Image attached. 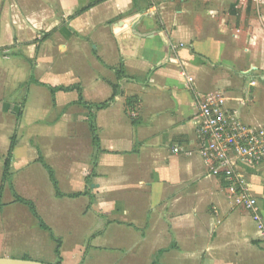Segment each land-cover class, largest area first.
<instances>
[{
	"label": "crops",
	"instance_id": "obj_1",
	"mask_svg": "<svg viewBox=\"0 0 264 264\" xmlns=\"http://www.w3.org/2000/svg\"><path fill=\"white\" fill-rule=\"evenodd\" d=\"M47 85L80 87L89 103L112 98L95 111L101 152L79 90L52 93ZM218 93L243 121L264 126V4L0 0V188L17 136L0 213H19L11 210L4 224L0 216V256L32 251L31 259L52 264H264L253 213L236 205L199 153L197 96ZM238 168L264 222V162ZM11 185L61 239L60 256ZM47 238L51 260L42 258ZM14 244L19 255L3 253Z\"/></svg>",
	"mask_w": 264,
	"mask_h": 264
},
{
	"label": "built area",
	"instance_id": "obj_2",
	"mask_svg": "<svg viewBox=\"0 0 264 264\" xmlns=\"http://www.w3.org/2000/svg\"><path fill=\"white\" fill-rule=\"evenodd\" d=\"M264 4V0H249ZM189 82L193 79L187 75ZM255 84V81H251ZM199 153L214 176H222L227 190L236 205L253 213L261 228L264 243V222L258 211L257 199L251 196L244 173L238 163L257 164L264 162V126L243 121L238 114L225 105L222 94L197 96ZM179 147L174 151L178 152Z\"/></svg>",
	"mask_w": 264,
	"mask_h": 264
},
{
	"label": "trees",
	"instance_id": "obj_3",
	"mask_svg": "<svg viewBox=\"0 0 264 264\" xmlns=\"http://www.w3.org/2000/svg\"><path fill=\"white\" fill-rule=\"evenodd\" d=\"M86 9H83L82 11L79 12L82 13L84 12ZM50 34H46L45 37L43 38L46 39L47 37H49ZM118 75H119V79H121L123 77L122 75V72H118ZM36 82L38 83V81L32 77L29 81L30 82ZM48 86V85H47ZM49 89L51 90L52 93H55L57 90H60V89H73V88H77L79 90V99L77 101L78 104H80L81 106H83L84 108L88 109L89 112H90V118H89V122H90V126H91V130H92V134H93V142H94V145L97 149V153L101 152V148H100V143H99V136H98V131H97V128H96V125H95V111L96 110H99V109H103V108H106L108 106H110L111 102H112V98L109 100V101H106V102H103V103H89L87 101L84 100L83 96H82V93H81V89L80 87H76V86H70L68 88L66 87H51V86H48ZM130 103V102H129ZM17 144V136L16 134L12 137V141H11V146H10V149L7 153V157L5 159V163H4V166H3V174H2V181H3V184L0 188V209L3 205L2 203V192H3V188H4V184L6 182H9L11 184V164H12V156H13V151H14V148ZM41 161L44 163V166L45 168L47 169L48 173H49V177L56 189V192L58 195L62 196L63 194L60 192L59 190V187H58V181L55 177V174H54V171L53 169L51 168V166H49L48 164H46V162L42 159V157L40 158ZM12 187V190H13V194L15 196V201L17 202H20V203H23L25 205H27L32 213V215L37 219L38 223H39V226L48 231L49 234H50V237L56 242V249H55V252L58 256H60V247H61V239L56 237L51 229L50 226H48L44 220L42 219V217L39 215L38 211H37V208L34 204L33 201L31 200H28L22 196H20L19 194L16 193V191L14 190L13 186L11 185ZM27 258V257H26ZM153 264H157V261H155Z\"/></svg>",
	"mask_w": 264,
	"mask_h": 264
},
{
	"label": "rangeland",
	"instance_id": "obj_4",
	"mask_svg": "<svg viewBox=\"0 0 264 264\" xmlns=\"http://www.w3.org/2000/svg\"><path fill=\"white\" fill-rule=\"evenodd\" d=\"M20 132H23V135H24V138H25V136L26 137H28V138H31L32 137V140H34V135H33V133H32V135H31V131L30 130H27V132H25V131H21L20 130V128H18V134L20 135ZM30 132V133H29ZM21 137V136H20ZM65 143H66V141H65ZM7 196H6V199H8V200H11V199H13V195H12V192L10 193L9 191H7ZM4 201H6L5 200V197H4ZM5 207H7L8 208V206L6 205ZM25 206H23V208H24ZM26 209V208H25ZM12 209L10 208H8V209H6V208H4L3 209V211L0 213V216L2 215V217H1V222L4 224L5 223V218L9 215L8 213H10V211H11ZM13 211V210H12ZM11 215H18L19 213L18 212H11L10 213ZM18 221V220H17ZM11 223H14V221H11ZM18 223V222H17ZM1 224V223H0ZM9 226H11V225H9ZM14 226H16L15 224H14ZM7 229V228H6ZM17 243V242H16ZM47 246L45 247V249H47L46 251H44L45 253L47 252V255L45 254L42 258H44L45 260H51V255H50V249L52 248V240L50 239L49 240V238H47ZM18 244V243H17ZM19 245L17 246L16 244H14L13 246H12V249L11 250H8V249H4V248H2V250H4L3 251V253H12V254H14V255H19V253H20V251H19ZM30 259H31V257H35V254H34V252H32V251H30ZM29 256H27V258H29ZM47 262V261H46Z\"/></svg>",
	"mask_w": 264,
	"mask_h": 264
},
{
	"label": "water",
	"instance_id": "obj_5",
	"mask_svg": "<svg viewBox=\"0 0 264 264\" xmlns=\"http://www.w3.org/2000/svg\"><path fill=\"white\" fill-rule=\"evenodd\" d=\"M0 264H52L30 258H13L0 256Z\"/></svg>",
	"mask_w": 264,
	"mask_h": 264
}]
</instances>
